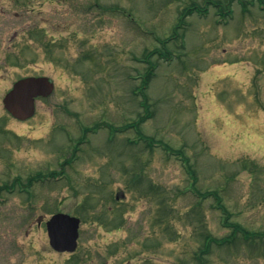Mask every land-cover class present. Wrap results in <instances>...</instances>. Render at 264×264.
Returning a JSON list of instances; mask_svg holds the SVG:
<instances>
[{
  "label": "rangeland",
  "instance_id": "1",
  "mask_svg": "<svg viewBox=\"0 0 264 264\" xmlns=\"http://www.w3.org/2000/svg\"><path fill=\"white\" fill-rule=\"evenodd\" d=\"M17 1L0 0V188L67 178L0 190V264H264V0ZM28 24L44 36L12 37ZM28 76L55 91L21 122L3 99ZM58 211L81 219L75 256L49 244Z\"/></svg>",
  "mask_w": 264,
  "mask_h": 264
},
{
  "label": "water",
  "instance_id": "2",
  "mask_svg": "<svg viewBox=\"0 0 264 264\" xmlns=\"http://www.w3.org/2000/svg\"><path fill=\"white\" fill-rule=\"evenodd\" d=\"M54 84L46 77H29L15 83L5 96V108L16 119L27 120L36 110V98L48 97L53 93ZM80 220L65 214L55 215L48 223L52 246L58 251L74 252L77 247Z\"/></svg>",
  "mask_w": 264,
  "mask_h": 264
},
{
  "label": "flooded vegetation",
  "instance_id": "3",
  "mask_svg": "<svg viewBox=\"0 0 264 264\" xmlns=\"http://www.w3.org/2000/svg\"><path fill=\"white\" fill-rule=\"evenodd\" d=\"M17 4L23 5L25 7L26 5H29L30 2H29V0H22V1L18 0L17 1ZM38 28L39 27L36 26V25L30 27V24H28V25L25 26V28L21 32L16 31L12 37H18V36H20V34L23 33L25 31V29H28V35L29 36H35V35H36V37L37 36H44V34L42 33V31L40 29H38ZM9 62L10 63H14L15 62V64H19V60L18 59H17V61H14L11 57H9ZM28 77H30V76H28ZM39 99H42V98H39ZM62 254H64V253H62ZM66 254L67 255H72V256L75 255V253H73V254L66 253ZM113 256H114V249H113ZM84 257H86V256H84ZM84 257H82V260H84ZM67 260H70V257ZM149 261L150 260L145 259V260L142 261V264H149ZM107 263H108V261L105 262L104 264H107Z\"/></svg>",
  "mask_w": 264,
  "mask_h": 264
},
{
  "label": "trees",
  "instance_id": "4",
  "mask_svg": "<svg viewBox=\"0 0 264 264\" xmlns=\"http://www.w3.org/2000/svg\"><path fill=\"white\" fill-rule=\"evenodd\" d=\"M197 9L194 7V8H192L191 10H188V12L189 13H194L195 11H196ZM186 12V11H185ZM182 20H184V18L183 19H181V22H182ZM180 22V23H181ZM180 25H178V27H179ZM177 27V28H178ZM180 28V27H179ZM153 54H159V55H162L161 53H160V51L157 49V50H153V51H151L150 53H148L147 55H146V58L148 59V58H150ZM152 76H153V68L152 69H150L147 73H146V75H145V78H144V83H143V91H144V89L148 86V81L152 78ZM145 102V104L147 103V101L145 100L144 101ZM143 107H144V105H143ZM145 110H146V112L149 114V112H148V110H147V107L145 108ZM147 114V115H148ZM149 116V115H148ZM142 121H143V119H141ZM224 210L226 211V209L224 208ZM226 214L228 215V213H227V211H226ZM206 239H208V237H206Z\"/></svg>",
  "mask_w": 264,
  "mask_h": 264
}]
</instances>
